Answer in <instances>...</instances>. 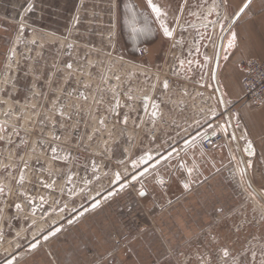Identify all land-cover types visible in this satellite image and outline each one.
I'll return each mask as SVG.
<instances>
[{
	"label": "rangeland",
	"instance_id": "rangeland-1",
	"mask_svg": "<svg viewBox=\"0 0 264 264\" xmlns=\"http://www.w3.org/2000/svg\"><path fill=\"white\" fill-rule=\"evenodd\" d=\"M154 2L167 10L172 38L146 20V0H0V264L120 189L115 173H128V184L131 161L143 152L177 149L167 145H182L180 134L197 118L206 133L224 120L219 97L207 86H214L207 72L215 60L206 71L196 64L201 54L213 57L220 40L219 24L209 23L218 19L208 15L213 0ZM129 3L141 8L135 24ZM146 23L150 31L133 33ZM180 60H192L191 70ZM208 162L207 174L216 173ZM238 176L236 196L231 192L211 224L174 252L176 264H253V252L259 264L264 201Z\"/></svg>",
	"mask_w": 264,
	"mask_h": 264
},
{
	"label": "crops",
	"instance_id": "crops-1",
	"mask_svg": "<svg viewBox=\"0 0 264 264\" xmlns=\"http://www.w3.org/2000/svg\"><path fill=\"white\" fill-rule=\"evenodd\" d=\"M244 2L225 0L216 10L220 16L224 13L230 22ZM231 29L236 33V46L224 53L228 59L220 61L218 78L226 100L237 109L246 141H251L254 149L251 181L258 190L264 191V105L257 108L245 99L240 68L247 60H264V0H251ZM207 159L216 173L207 174L211 166ZM188 161L203 168L205 178H195V172L189 179L187 172L178 167L181 162ZM172 163L175 167L168 172L161 170L164 185L157 183L152 174L143 184L147 192L143 197L139 194L141 189L130 185L118 189L98 207H92L72 223L60 227V231L55 229V234L47 239L44 236L38 240L37 247H30L15 264H176L174 252L208 227L213 215L221 212V204L230 202L232 195L236 196L239 176L235 161L227 157L225 147L205 157L200 145L196 144ZM224 166L228 170L217 175ZM186 180L187 189L183 186ZM176 186L181 188L176 193L183 194L181 198L171 191ZM121 238H128V241L118 246Z\"/></svg>",
	"mask_w": 264,
	"mask_h": 264
},
{
	"label": "snow or ice",
	"instance_id": "snow-or-ice-1",
	"mask_svg": "<svg viewBox=\"0 0 264 264\" xmlns=\"http://www.w3.org/2000/svg\"><path fill=\"white\" fill-rule=\"evenodd\" d=\"M225 3V0H220V3H217V0H213V7L209 10L208 15L211 14H215L217 15L218 19L216 21H209L210 24L216 25L219 24L220 27V35H219V39L221 41H225L226 43H222L219 46H217L215 43H213V47L214 49L217 48H222V50L224 51V53H228L231 49H233L236 46V33L234 30H232L231 28L227 29L229 35L225 36L224 35V31H225V25L228 22V17L224 16L223 18H219V13L216 11L217 8L221 7L222 4ZM251 3V0H245L244 4L242 7H240L239 11L235 12L234 16L232 17V23H235L236 19L239 18V16L245 12V10L249 7ZM146 6L147 8L150 10V12L148 13V16H146V20L150 17L159 27V30L162 31L163 35L165 37L168 38H172L176 28L175 27H170V21H169V17H168V12L167 10H165L164 8H162L159 4L155 3L154 0H146ZM129 8V12L130 15L133 19V23L135 24V18L137 15V10L135 5L129 3L128 5ZM28 10L31 11V5L28 6ZM180 12L184 11V7L183 5L180 6L179 9ZM205 20H207V15H204L203 17ZM174 23L176 25H179V20L180 17L179 15L175 16L173 18ZM203 27L205 29H207L208 25H203ZM21 28H23V24H21ZM151 30V25L150 24H145L143 27H136L133 26L132 27V31L133 33H144L147 31ZM201 40L205 39L204 36L200 37ZM207 39L212 40V36L208 35ZM181 41H178L177 43H180ZM195 51L197 53H200V49L196 48ZM203 55V60H197L196 64L197 67H199L201 69V71H203L205 69V67H208L209 62L211 60H215L217 67L219 66V56H220V52L219 50L214 52V56L213 57H209L208 55ZM225 60L228 59L227 54L224 55L223 57ZM180 65L183 66L185 63H187L189 65V70H191V64L193 63L192 60H180L179 61ZM207 74L210 76L211 80H215L216 79V71L214 68L208 67V72ZM208 87H211V84L207 85ZM164 87L167 88V82L165 81L164 83ZM211 98V97H210ZM150 99L149 97H145V100ZM228 103H231V101L229 100H225L223 95L219 98L218 100V104H223V105H227ZM158 113L157 112H153L152 115L156 116ZM211 115L213 117H215L217 115L216 110H212ZM127 121V117H125L124 122L126 123ZM209 128H212L211 123L208 124ZM231 127V124L229 122H225L224 124L220 125V129L221 131L229 136V139L232 141H235L238 139L235 131L229 132V128ZM237 127H238V123H237ZM199 135V134H197ZM211 135L215 136L217 135V133L215 131L211 132ZM208 134L206 133L204 138L207 139ZM239 139H244V136H240ZM196 143H197V137H192L191 140L186 139L184 141V149H182L181 151H184L185 154H187L188 150L195 148L196 147ZM247 154L249 156L254 154V149L252 147V143L251 141L247 142V147L244 149ZM55 151V150H53ZM180 157V152H178L175 148H172L170 151L165 150V152H152V151H145L143 152L142 155L138 156L137 158L133 159L131 161L132 164V168L134 169V171L131 174V180L136 181V180H140L141 178H144L148 175H152L155 174V176L158 178L157 179V183H159L160 185H164L165 184V180L163 179L162 175H161V170L163 171H168L169 169L175 167V165H173L172 161L174 158H179ZM233 159H235V157L233 156ZM122 163V162H121ZM178 167L180 169H184L188 176L190 177L197 169L195 167V165H193L192 167H188L186 164H184L183 162H181ZM247 167H251V161L249 160L247 162ZM240 177H241V181H244L245 176H246V169L245 168H238ZM128 177V173H125V176L122 178L121 174L119 172L115 173V179L113 181V183H119L120 185V189L123 190V188H125L127 186V183L125 182L127 180ZM69 182H71V176L68 177ZM23 181V176L20 177V182ZM185 189H187L189 187V183L186 180L184 182ZM249 187H251V185L249 184ZM0 192H3V187L0 186ZM114 193L109 192V196L113 195ZM141 196L146 195V191L144 190V186L143 184H141V191L139 193ZM250 195L254 196V193H250ZM107 198V197H106ZM262 198H264V196H262ZM100 201L97 200L96 203H94L92 205L93 208L98 207L99 206ZM82 214V213H81ZM73 221H69V223H72ZM56 231H60V229H56ZM55 233H50V235H54ZM45 239H47V237H45ZM38 244L34 243L31 245V248H36ZM223 255L224 256H228V250L224 249L223 250ZM261 258L259 260V264H264V250L261 251L260 254ZM252 259H253V264H255V261L257 259L256 257V253L253 252L252 253ZM16 261V256L12 255L11 258L6 259L5 260V264H15ZM243 264V262H242Z\"/></svg>",
	"mask_w": 264,
	"mask_h": 264
},
{
	"label": "built area",
	"instance_id": "built-area-1",
	"mask_svg": "<svg viewBox=\"0 0 264 264\" xmlns=\"http://www.w3.org/2000/svg\"><path fill=\"white\" fill-rule=\"evenodd\" d=\"M140 52H141V56H143V57L148 54V52L144 48H142L140 50ZM240 68L243 72V88H244L245 99L250 101L257 108L262 107L264 105V60H259V59L247 60L241 64ZM208 89H209L210 94H212L213 90H211L210 87H208ZM197 91H199V90L197 89ZM213 93L215 96H217V94L215 92H213ZM206 101L207 100L205 99V102ZM148 102L150 104H152L153 101L150 100V101H147V103ZM185 103H186V100L182 99L181 102H179V103L177 102V106L180 109L182 107L186 108L184 106ZM212 106L213 107L215 106V104L213 102H212ZM221 108L223 111L224 120L218 122L216 127L207 133L208 134L207 139L204 138L206 132H204V128H203V125L205 124V121L203 120V118H201V119L197 118L194 121V127H192V129H189L188 131H186L184 134H180L179 137L181 139H189V138L192 139V137L195 136V132H198L197 134H199V135L195 136V137H197V143L196 144L200 145L201 152H202L203 156L208 157L209 153H212L215 149H217L219 147H225V149L227 151V157L230 160L235 161V165L237 166V168H239L238 166L242 167V161L245 164V166L247 167V162L249 160L251 162H253L254 156L253 155L247 156L244 152V149L247 146V141L245 138V134L242 131V129H243L242 122L237 118V109L235 107L231 106L229 103L226 105L225 109L222 107V105H221ZM180 113H182V112H180ZM146 117H147V114H145L144 119ZM210 117H211L212 121H214L215 118L217 117V115L215 117L210 115ZM226 121L231 124V127L229 128V132L235 131V133L238 137L237 140H235V141L230 140L229 136L224 134L221 131L220 125L224 124ZM171 123H172V121H171ZM237 123H238V127H237ZM212 131H215L217 133V135H215V136L211 135ZM156 135H157V133L155 132L154 136H156ZM240 136H244V139H239ZM175 137L177 138L178 136L175 135ZM176 144L178 146L176 150L178 152H180V155H181L184 152V151H181L185 147L184 143H182V145H178V143L175 142L173 144L167 145V149H169L170 147H173ZM237 146H238V148H237ZM238 149L241 153V157H240V154L238 152ZM158 152H160V151H158ZM233 156L235 157V159H233ZM194 163L195 162H193V161H190V162L188 161L186 163V165L188 167H190V165L194 164ZM194 165L197 169L195 171L196 173L194 172L195 178L197 177L198 174H199L198 176L204 177L203 168H201L197 164H194ZM247 169H248V172L250 174V168L247 167ZM149 176L150 175H148L144 178H141L140 180H136V181L131 180L127 185H130L132 188H135L136 190H140L141 184H145V181ZM151 177L155 178L154 176H151ZM162 177L165 180L164 175H162ZM187 177L189 179H191L188 176V174H187ZM169 183H170V179L168 180L167 184H169ZM175 196H179V198H181V196L178 194H176ZM126 241H128V238H121L117 241V245L122 246L125 244Z\"/></svg>",
	"mask_w": 264,
	"mask_h": 264
},
{
	"label": "water",
	"instance_id": "water-1",
	"mask_svg": "<svg viewBox=\"0 0 264 264\" xmlns=\"http://www.w3.org/2000/svg\"><path fill=\"white\" fill-rule=\"evenodd\" d=\"M240 17V16H239ZM238 20V18L236 19V21ZM235 21V22H236ZM234 25V23H232V20L229 22V24L225 27V31H224V35L225 36H228L229 35V33H228V31H227V29H229V28H232V26ZM222 43H226V40L225 41H221V40H219V44H218V46L220 45V44H222ZM217 50H219V52H220V56H219V66H220V61H221V59H222V55H223V53H224V51L222 50V48H218ZM219 66L217 67V64H216V61H215V64H214V69H215V71H216V79L215 80H213V83H214V86L213 85H211V87H210V89L211 90H213V89H215V91H216V93H217V95H218V97L220 98L222 95H223V97H224V99L226 100V98H225V96H224V93H223V91H222V89H221V87H220V85H219V83H218V70H219ZM222 105V107L225 109L226 108V106L225 105H223V104H221ZM247 147V146H246ZM237 148H238V146H237ZM238 152H239V154H240V157H241V153H240V151H239V149H238ZM244 152H245V154L247 155V156H249L248 154H247V152L244 150ZM252 156V155H251ZM241 159V158H240ZM242 168H245L246 169V176H245V178H246V181H247V183H248V185L250 184L251 185V190L260 198V199H262L263 201H264V198H262V196H264V193H262V191H260V190H258L255 186H254V184L252 183V181H251V178H250V174H249V172H248V169H247V167L245 166V164L243 163V161H242ZM145 190V189H144ZM146 191V190H145ZM147 193V192H146ZM141 196V195H140ZM145 196V195H144ZM143 197V196H142Z\"/></svg>",
	"mask_w": 264,
	"mask_h": 264
},
{
	"label": "bare ground",
	"instance_id": "bare-ground-1",
	"mask_svg": "<svg viewBox=\"0 0 264 264\" xmlns=\"http://www.w3.org/2000/svg\"><path fill=\"white\" fill-rule=\"evenodd\" d=\"M214 27L217 29L218 28V25L216 24V25H214ZM219 44V43H218ZM212 46V45H211ZM218 49V48H217ZM206 69H207V67H205V71H206ZM218 83H219V81H218Z\"/></svg>",
	"mask_w": 264,
	"mask_h": 264
}]
</instances>
